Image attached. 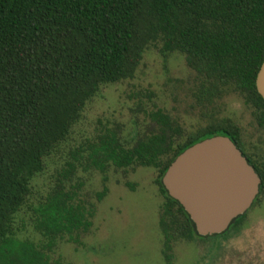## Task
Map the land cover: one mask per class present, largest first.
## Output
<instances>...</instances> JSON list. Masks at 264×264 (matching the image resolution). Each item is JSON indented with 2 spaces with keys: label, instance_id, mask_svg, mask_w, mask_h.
Masks as SVG:
<instances>
[{
  "label": "trees",
  "instance_id": "16d2710c",
  "mask_svg": "<svg viewBox=\"0 0 264 264\" xmlns=\"http://www.w3.org/2000/svg\"><path fill=\"white\" fill-rule=\"evenodd\" d=\"M155 44L162 54L184 56L199 82L198 104L212 105L226 91L238 94L264 134V101L255 87L264 60V0H0V264H60L49 256L57 242L76 244L90 229L94 205L83 206L76 190L59 182L31 201L32 182L100 88L133 78ZM153 118L157 128L129 148L114 134L100 138L89 161L100 173L108 164L156 171L164 198L158 217L162 253L171 264L176 241L225 239L241 229L246 213L221 235H197L162 186L169 164L216 135L244 150L234 125L208 124L183 141L167 115L157 110ZM244 155L261 177L260 195L264 171ZM74 172L68 163L64 178ZM105 194L103 186L96 199ZM21 215L39 243L19 235Z\"/></svg>",
  "mask_w": 264,
  "mask_h": 264
},
{
  "label": "rangeland",
  "instance_id": "374dc122",
  "mask_svg": "<svg viewBox=\"0 0 264 264\" xmlns=\"http://www.w3.org/2000/svg\"><path fill=\"white\" fill-rule=\"evenodd\" d=\"M199 90L197 76L186 66L184 56L162 54L155 44L143 53L133 78L102 86L86 104L67 140L32 182L31 201L62 182L66 189L77 191L83 206L94 205L90 229L79 234L76 244L66 239L57 242L49 254L53 260L60 264H166L158 225L164 198L155 184L156 171L141 166L123 170L108 164L105 173H100L89 161L92 147L102 137L114 134L129 148L138 137L154 131L157 110L169 117L183 141L208 124L234 125L244 151L237 149L247 163L244 152L264 171L263 130L243 98L226 91L212 105L203 106L198 104ZM68 163L74 164L75 172L64 178ZM103 186L106 194L98 201L96 194ZM245 213L241 229L225 239L176 241L171 264H264V191ZM15 227L21 238L41 241L26 216L21 215Z\"/></svg>",
  "mask_w": 264,
  "mask_h": 264
},
{
  "label": "water",
  "instance_id": "95a60500",
  "mask_svg": "<svg viewBox=\"0 0 264 264\" xmlns=\"http://www.w3.org/2000/svg\"><path fill=\"white\" fill-rule=\"evenodd\" d=\"M264 101V60L255 79ZM201 237L219 235L242 216L259 193L260 179L226 136L199 141L177 155L161 178Z\"/></svg>",
  "mask_w": 264,
  "mask_h": 264
}]
</instances>
